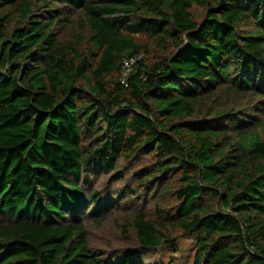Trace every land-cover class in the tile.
<instances>
[{
    "label": "trees",
    "instance_id": "16d2710c",
    "mask_svg": "<svg viewBox=\"0 0 264 264\" xmlns=\"http://www.w3.org/2000/svg\"><path fill=\"white\" fill-rule=\"evenodd\" d=\"M180 241L264 264V0H0V264H188Z\"/></svg>",
    "mask_w": 264,
    "mask_h": 264
},
{
    "label": "rangeland",
    "instance_id": "374dc122",
    "mask_svg": "<svg viewBox=\"0 0 264 264\" xmlns=\"http://www.w3.org/2000/svg\"><path fill=\"white\" fill-rule=\"evenodd\" d=\"M201 17H198L200 19ZM143 57V54H141L140 58ZM110 179H105L104 183L109 184ZM152 206L149 205L148 208H151ZM149 212H154L153 208ZM112 218L106 222L101 227H96L93 224H89L87 229L90 232V239L93 243V246L98 249L105 250L111 249V247H116L117 245H121L122 241H120L121 236L119 234V230H115V226L112 223ZM180 247L184 249L185 259L188 260V264L191 262L192 258V252L193 250H190V245H188L187 241H180L179 242ZM105 248V249H104Z\"/></svg>",
    "mask_w": 264,
    "mask_h": 264
},
{
    "label": "built area",
    "instance_id": "2783aa9c",
    "mask_svg": "<svg viewBox=\"0 0 264 264\" xmlns=\"http://www.w3.org/2000/svg\"><path fill=\"white\" fill-rule=\"evenodd\" d=\"M139 58H140V56H136V57L129 58V59H127V60L124 61V63H123L124 72L122 74L123 79L126 77L128 71L130 70V67L134 63V61L136 59H139Z\"/></svg>",
    "mask_w": 264,
    "mask_h": 264
}]
</instances>
